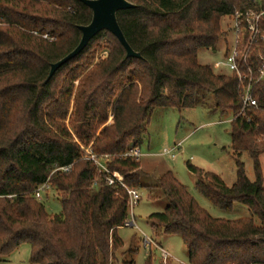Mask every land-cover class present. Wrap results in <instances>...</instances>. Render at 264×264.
<instances>
[{
  "label": "trees",
  "instance_id": "16d2710c",
  "mask_svg": "<svg viewBox=\"0 0 264 264\" xmlns=\"http://www.w3.org/2000/svg\"><path fill=\"white\" fill-rule=\"evenodd\" d=\"M128 2L134 8L118 12L117 20L140 59L127 58L116 37L103 31L46 83L51 65L78 46L79 27L90 24L91 10L81 0H0V258L27 244L30 264L119 262L124 244L118 230L130 220L129 197L107 184L89 150L109 156L108 169L127 188L168 200L163 213L147 220L154 234L181 238L188 264H264V83L254 88L258 107L231 122L236 183L229 187L187 163L197 177L195 189L215 208L231 212L239 204L250 218H213L173 172L149 186L141 159L125 157L141 148L156 109L181 113L207 107L210 98V111L221 116L242 109L238 78L214 74L199 63L198 52L216 51L226 39L225 18L264 10V1ZM103 41L107 55L96 62ZM252 51L258 65L259 51ZM244 153L253 161L254 182L240 160ZM45 183L60 195V215H49L35 197ZM135 253L127 251L120 264H135ZM152 261L149 254L146 264Z\"/></svg>",
  "mask_w": 264,
  "mask_h": 264
},
{
  "label": "rangeland",
  "instance_id": "374dc122",
  "mask_svg": "<svg viewBox=\"0 0 264 264\" xmlns=\"http://www.w3.org/2000/svg\"><path fill=\"white\" fill-rule=\"evenodd\" d=\"M222 28L227 31V37L220 42L216 51L202 49L198 52V61L203 66H209L214 74L230 76L231 72L226 64V56L233 47L234 35L232 22L225 18ZM106 41L100 45L96 62L104 59L107 55ZM95 62V63H96ZM207 107H197L183 112L172 109H156L152 115L148 133L143 138L141 145V165L148 174L145 182L152 186L166 171H171L175 177L188 189L198 205L207 211L213 218L225 220H237L250 218L251 214L245 206L235 204L231 212H225L215 208L205 197L195 189L197 177L192 174L187 163L213 173L222 178L227 186H232L237 181V166L234 153L231 150V121L233 114L221 116L218 112L210 111V102ZM113 121L110 116L108 125ZM180 145L176 152L177 156L172 159L166 153L175 146ZM166 150V151H165ZM245 165V171L251 182L255 181L254 165L250 156L242 154L240 159ZM262 170L264 174V155L261 157ZM140 203L135 206L133 215L136 226L123 227L118 230L124 248L116 253L119 260L130 249L136 251L133 259L135 264H146L149 254L152 255V264H161V254L155 246L152 249L145 248V237L151 238L160 245L173 258L174 264H188V251L178 236H163L161 231L154 234L148 217L152 214L163 213L168 200L159 197L158 200L150 198L156 195L152 190H141ZM47 213L51 216L60 215L62 212L60 195L50 189L45 192L41 200ZM151 251V252H150ZM30 246L22 245L7 258H0V264H30Z\"/></svg>",
  "mask_w": 264,
  "mask_h": 264
},
{
  "label": "built area",
  "instance_id": "2783aa9c",
  "mask_svg": "<svg viewBox=\"0 0 264 264\" xmlns=\"http://www.w3.org/2000/svg\"><path fill=\"white\" fill-rule=\"evenodd\" d=\"M264 0H252L255 4H261ZM229 20L232 22V32L234 35L233 47L226 56V64L231 72L230 76H236L241 84L243 94L242 109L233 114V119L245 116L248 109L257 108L259 105L258 98L254 96V88L259 83H264V54L261 49L264 48V10L254 11H236ZM47 38V36H44ZM252 49H258L257 56L258 65H254L252 59ZM231 121V122H232ZM250 119H248V122ZM180 145L175 146L172 150H167L166 153L174 159L177 156V151ZM88 159L94 163L97 170L105 174L106 182L109 186H118L127 191L129 197V215H133V210L141 201L139 191L129 189L123 182V177L118 172H111L106 163L110 160L109 156L98 157L91 151L87 150ZM125 157L141 159L142 153L139 148L132 149ZM71 166L61 168L60 171L69 172ZM96 186V184H94ZM50 190L49 183H45L35 192L37 200H41L42 195ZM136 226L134 219L129 220L125 227ZM145 248L152 249L155 246L161 254V264H168L173 260L172 256L165 251L160 245L156 244L151 238L145 237ZM151 252V251H150Z\"/></svg>",
  "mask_w": 264,
  "mask_h": 264
},
{
  "label": "water",
  "instance_id": "95a60500",
  "mask_svg": "<svg viewBox=\"0 0 264 264\" xmlns=\"http://www.w3.org/2000/svg\"><path fill=\"white\" fill-rule=\"evenodd\" d=\"M92 12V20L89 25L79 27L81 40L78 46L66 57L51 65L49 82L55 73L65 64L78 57L90 44V42L101 32L108 31L116 37L126 51L127 58L140 59L141 55L136 53L129 45L124 33L122 32L117 14L134 8L128 0H81Z\"/></svg>",
  "mask_w": 264,
  "mask_h": 264
},
{
  "label": "crops",
  "instance_id": "0c3cea01",
  "mask_svg": "<svg viewBox=\"0 0 264 264\" xmlns=\"http://www.w3.org/2000/svg\"><path fill=\"white\" fill-rule=\"evenodd\" d=\"M166 151V150H165Z\"/></svg>",
  "mask_w": 264,
  "mask_h": 264
}]
</instances>
